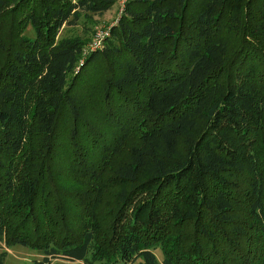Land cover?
<instances>
[{
  "label": "trees",
  "instance_id": "1",
  "mask_svg": "<svg viewBox=\"0 0 264 264\" xmlns=\"http://www.w3.org/2000/svg\"><path fill=\"white\" fill-rule=\"evenodd\" d=\"M116 2L0 0V242L264 264V0Z\"/></svg>",
  "mask_w": 264,
  "mask_h": 264
},
{
  "label": "rangeland",
  "instance_id": "2",
  "mask_svg": "<svg viewBox=\"0 0 264 264\" xmlns=\"http://www.w3.org/2000/svg\"><path fill=\"white\" fill-rule=\"evenodd\" d=\"M124 10L125 9L122 6H120V4L117 1L116 4L109 11H107L103 15H97V16L95 15L93 17L94 23H92L91 39L89 40V43L87 45L88 48L93 47L94 39L98 33H105L106 39L110 37L111 29L113 28V26H115L118 23ZM76 32L77 33L80 32L79 27L78 29H76ZM25 34L27 37L33 38L35 37V30L32 27H29V29L26 31ZM4 252L8 253V256L5 259L4 264H36V262H40L43 260V256L39 255V253L36 250L22 246H16L10 249L5 242H0V254ZM49 264H80V263L69 261L64 258H58L51 260ZM97 264H103V263L99 262Z\"/></svg>",
  "mask_w": 264,
  "mask_h": 264
},
{
  "label": "built area",
  "instance_id": "3",
  "mask_svg": "<svg viewBox=\"0 0 264 264\" xmlns=\"http://www.w3.org/2000/svg\"><path fill=\"white\" fill-rule=\"evenodd\" d=\"M117 1L120 4V6H122L125 9L128 0H117ZM105 39H106L105 33H98L94 39L93 47L91 48L87 47L89 51L86 49V53L90 51H95L97 49H101L104 46Z\"/></svg>",
  "mask_w": 264,
  "mask_h": 264
}]
</instances>
